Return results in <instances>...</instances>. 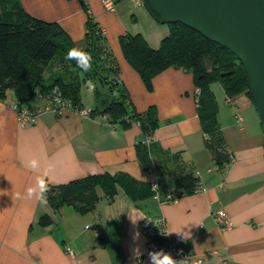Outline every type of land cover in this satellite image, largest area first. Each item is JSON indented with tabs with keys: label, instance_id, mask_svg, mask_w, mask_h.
Wrapping results in <instances>:
<instances>
[{
	"label": "crops",
	"instance_id": "crops-1",
	"mask_svg": "<svg viewBox=\"0 0 264 264\" xmlns=\"http://www.w3.org/2000/svg\"><path fill=\"white\" fill-rule=\"evenodd\" d=\"M20 1L34 17L58 22L78 50L86 45L87 21L97 23L116 58L131 106L139 112L155 106L159 126L149 137L157 146L155 163L146 170L137 153L144 138L139 121L111 122L100 111L92 112L94 90L91 104L82 99L80 108L62 114L42 112L28 125L17 119L14 95L9 93L11 101L0 97V264H149L152 250L140 221L160 215L171 232L188 237L191 251L204 258L202 264H264V131L249 95L228 98L220 84L224 101L218 103L217 119L229 161L219 168L198 116L192 74L169 67L147 89L122 52L121 34L140 32L158 46L169 31L166 23L153 29L155 18L131 0H115L114 10L106 9L103 0ZM141 18L151 26L140 24ZM37 97V106L44 105L45 94ZM104 171L125 172L158 187L152 197L139 200L120 189L84 213L73 205L53 210L40 187L41 181L58 185ZM187 172L199 177L192 193L174 188L175 177ZM168 194L174 198L168 200ZM218 209L228 213L232 227L217 224ZM45 214L52 223L41 224ZM134 249L141 255L138 261Z\"/></svg>",
	"mask_w": 264,
	"mask_h": 264
},
{
	"label": "trees",
	"instance_id": "trees-1",
	"mask_svg": "<svg viewBox=\"0 0 264 264\" xmlns=\"http://www.w3.org/2000/svg\"><path fill=\"white\" fill-rule=\"evenodd\" d=\"M167 24L169 31L158 46L151 45L140 32L121 34L122 52L147 89H152L154 77L169 67L192 74L206 143L216 164L222 168L229 161V152L219 129V105L212 86L220 83L228 98L242 93L251 97L244 66L227 47L204 37L190 26L181 22ZM85 42L83 52L91 57L88 71L78 67L76 60L66 59L68 52L77 47L58 22L34 17L20 0H0V97L12 93L15 104L29 105L33 96L49 94L58 87L73 108H80L83 103L81 86L89 80L95 86L97 99L92 112L100 111L111 122L126 124L127 118L139 121L144 138L137 144V153L145 169L150 170L155 163L157 146L149 137L159 126L157 109L151 105L139 112L131 106V96L121 81L116 58L100 26L92 19L87 21ZM173 183L175 189L192 193L199 185V177L187 172L176 176ZM45 184L48 190L43 194L55 211L65 205H73L83 213L91 211L101 197L114 198L120 189L133 200L155 194L153 182L125 172L104 171L58 185ZM40 222L46 225L53 219L45 214Z\"/></svg>",
	"mask_w": 264,
	"mask_h": 264
},
{
	"label": "water",
	"instance_id": "water-1",
	"mask_svg": "<svg viewBox=\"0 0 264 264\" xmlns=\"http://www.w3.org/2000/svg\"><path fill=\"white\" fill-rule=\"evenodd\" d=\"M142 1L157 21L184 23L238 57L264 131V0Z\"/></svg>",
	"mask_w": 264,
	"mask_h": 264
},
{
	"label": "built area",
	"instance_id": "built-area-1",
	"mask_svg": "<svg viewBox=\"0 0 264 264\" xmlns=\"http://www.w3.org/2000/svg\"><path fill=\"white\" fill-rule=\"evenodd\" d=\"M136 4H143L142 0H135ZM105 8L114 10L116 6L115 0H103ZM72 107L71 101L63 97L61 90L55 87L49 94L46 95V102L43 107H32L30 105L15 104L14 109L17 113V119L22 125H28L35 120L42 112H52L54 114H62L65 110ZM82 113H89L87 109H80ZM237 121L242 120V116L237 112ZM158 184L153 182V188L156 190ZM174 197L171 194L167 195L168 200ZM215 220L218 225L223 228H230L234 225L233 220L224 209H218L214 213ZM140 228L148 238V246L150 250L160 252V255L171 254L177 264H202L204 258L193 253L189 246L188 238L182 232H171L167 226L164 216H147L141 219ZM171 232L170 235L162 234V232ZM179 233V234H178ZM66 250L70 254L74 251L70 245H66Z\"/></svg>",
	"mask_w": 264,
	"mask_h": 264
},
{
	"label": "clouds",
	"instance_id": "clouds-1",
	"mask_svg": "<svg viewBox=\"0 0 264 264\" xmlns=\"http://www.w3.org/2000/svg\"><path fill=\"white\" fill-rule=\"evenodd\" d=\"M68 60H76L77 66L82 68L84 71H88L91 68V57L87 54H85L82 50L78 49H71L68 52V55L66 57ZM90 91L94 90V85L89 82ZM35 161L32 162L33 166H35ZM40 187L42 191H47V185L44 181H41ZM29 192H31V189H29ZM141 218H144L143 216ZM133 223H136V220H133ZM162 234L170 235L171 232H162ZM179 234V233H178ZM138 238L137 236L134 237V239ZM188 237H185L187 239ZM134 261H138L141 257V255L138 252V249H134ZM160 252H163V249L160 250ZM160 252H156L155 250L149 252V264H177L176 260L173 259L171 254H164L163 256L160 255Z\"/></svg>",
	"mask_w": 264,
	"mask_h": 264
},
{
	"label": "rangeland",
	"instance_id": "rangeland-1",
	"mask_svg": "<svg viewBox=\"0 0 264 264\" xmlns=\"http://www.w3.org/2000/svg\"><path fill=\"white\" fill-rule=\"evenodd\" d=\"M131 1H133V4H134V6H138V4H136V2H135V0H131ZM140 5V4H139ZM143 6H144V8H146L145 7V5L143 4ZM147 9V8H146ZM154 21V26L155 27H153V29H155L156 27H159V26H164V24L165 23H161V22H159V21H157L156 19H153ZM141 22H140V24H142V25H144V26H146V27H150L151 26V24L149 25V22L148 21H146L145 19H143V18H141V20H140ZM133 24V23H132ZM167 24V23H166ZM168 25V24H167ZM136 26H138V25H136ZM130 29H133V27H130ZM151 29V28H150ZM213 90H214V92H215V94H216V96H217V100H218V103L220 102H223L224 101V93H222V91H221V87H220V83H214L213 84ZM81 92H82V99H83V101H84V103H86V104H91L92 103V99H91V96H92V90L90 91V87H89V85H84L82 88H81ZM8 95H9V93H8ZM7 95V96H8ZM47 95V94H46ZM45 95V96H46ZM248 95V94H247ZM37 96H39L38 94L37 95H35V96H33V98L30 100V103L32 104V105H36L35 107H39V108H41V107H43L44 105L43 104H40V106H37L38 104H36V103H38V102H40V99H39V97H37ZM250 97V96H249ZM11 96H8V98H7V100L8 101H11ZM251 98V97H250ZM46 99V98H45ZM252 99V98H251ZM32 107H34V106H32Z\"/></svg>",
	"mask_w": 264,
	"mask_h": 264
}]
</instances>
